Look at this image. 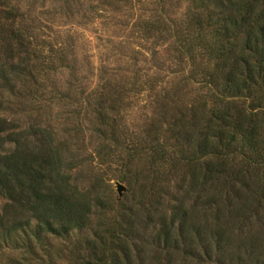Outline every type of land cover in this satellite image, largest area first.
Masks as SVG:
<instances>
[{"label": "rangeland", "instance_id": "1", "mask_svg": "<svg viewBox=\"0 0 264 264\" xmlns=\"http://www.w3.org/2000/svg\"><path fill=\"white\" fill-rule=\"evenodd\" d=\"M190 7L192 0H0V20L9 17L25 35L36 75V84L0 82V117L40 124L63 141L68 179L91 206L82 234L0 237V264H95L83 238L106 239L109 225L130 213L157 221L181 207L197 227L205 224L196 197L207 158L190 157L213 100L189 78L193 67L174 42ZM16 62L0 49V65ZM99 98L113 107L104 122L94 113ZM116 182L125 187L120 197ZM3 204L0 197V214ZM152 225L130 245L131 264H151ZM253 229L264 240V218Z\"/></svg>", "mask_w": 264, "mask_h": 264}, {"label": "trees", "instance_id": "2", "mask_svg": "<svg viewBox=\"0 0 264 264\" xmlns=\"http://www.w3.org/2000/svg\"><path fill=\"white\" fill-rule=\"evenodd\" d=\"M188 17L185 34L174 42L193 67L189 78L213 100L207 110L205 102L190 157L207 158L202 193L196 197L208 212L205 224L201 230L181 207L169 217L157 215V221L122 215L109 225L106 239L94 243L83 238L95 264H131L130 245L152 224L158 226L151 235L158 250L151 264H264V240L258 243V232H253L254 221L264 218V0H192ZM2 18L0 49L17 62L1 63V84L16 79L36 84L32 47L9 17ZM96 105L94 113L104 122L113 107L101 98ZM12 122L0 117L2 241L17 234L36 240L82 234L91 206L65 172L71 163L64 142L53 141L40 124L19 127ZM177 254L183 255L179 262Z\"/></svg>", "mask_w": 264, "mask_h": 264}, {"label": "water", "instance_id": "3", "mask_svg": "<svg viewBox=\"0 0 264 264\" xmlns=\"http://www.w3.org/2000/svg\"><path fill=\"white\" fill-rule=\"evenodd\" d=\"M115 189H116V192L118 194V197H120L122 195L123 191L125 190V187L122 184L116 182L115 183Z\"/></svg>", "mask_w": 264, "mask_h": 264}]
</instances>
